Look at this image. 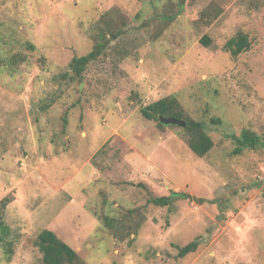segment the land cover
<instances>
[{
  "label": "rangeland",
  "instance_id": "obj_1",
  "mask_svg": "<svg viewBox=\"0 0 264 264\" xmlns=\"http://www.w3.org/2000/svg\"><path fill=\"white\" fill-rule=\"evenodd\" d=\"M103 18L120 34L78 76ZM167 97L206 156L143 116ZM247 129L264 143V0H0V264H41L46 229L87 264H264V147L232 139Z\"/></svg>",
  "mask_w": 264,
  "mask_h": 264
},
{
  "label": "trees",
  "instance_id": "obj_2",
  "mask_svg": "<svg viewBox=\"0 0 264 264\" xmlns=\"http://www.w3.org/2000/svg\"><path fill=\"white\" fill-rule=\"evenodd\" d=\"M99 42L96 44L95 49L88 55L83 57H75L70 68L73 69L78 76L82 75L86 66L104 51L109 41L108 36L115 39L120 30L117 29L112 22V19H105L98 25ZM201 43L206 47L210 46L212 41L209 37H204ZM250 48V41L247 34L239 32L236 36L232 37L225 45L224 50L229 52L232 57L237 58L240 54ZM143 116L149 120H156L158 125L164 127L160 122L159 117H172L183 120L186 123L185 131L187 132V145L193 153L199 157L206 156L213 148L214 142L212 138L206 133L203 123L191 119L185 114L184 109L175 97H167L160 99L141 110ZM215 124L220 123L218 119H212ZM236 144L235 154H240L244 149H257L259 146L264 147L261 139L252 131L244 130L240 136H232ZM145 187V185H141ZM184 196L179 192H173L170 196L151 197L149 202L152 204L165 207L172 204L175 197ZM4 207L6 204L3 205ZM9 234V228L4 225L0 220V243H6L9 248L11 243L6 241ZM35 245L38 247L42 254L41 264H87L78 255L75 249L61 240L56 233L51 230H43L38 235ZM198 248V242L193 241L184 247L179 248L178 256L183 258L186 255L193 253Z\"/></svg>",
  "mask_w": 264,
  "mask_h": 264
},
{
  "label": "water",
  "instance_id": "obj_3",
  "mask_svg": "<svg viewBox=\"0 0 264 264\" xmlns=\"http://www.w3.org/2000/svg\"><path fill=\"white\" fill-rule=\"evenodd\" d=\"M179 2H180V5L183 6L185 3V0H179ZM159 119L162 124L167 125V126L176 125L182 128L186 127V123L183 120H179V119L172 118V117H165V116H160Z\"/></svg>",
  "mask_w": 264,
  "mask_h": 264
}]
</instances>
